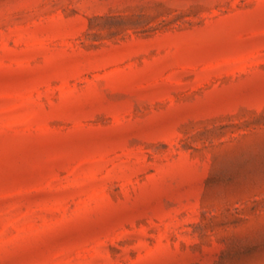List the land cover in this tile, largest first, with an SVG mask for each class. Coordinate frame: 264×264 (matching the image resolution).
<instances>
[{"label": "rangeland", "instance_id": "374dc122", "mask_svg": "<svg viewBox=\"0 0 264 264\" xmlns=\"http://www.w3.org/2000/svg\"><path fill=\"white\" fill-rule=\"evenodd\" d=\"M0 264H264V0H0Z\"/></svg>", "mask_w": 264, "mask_h": 264}]
</instances>
